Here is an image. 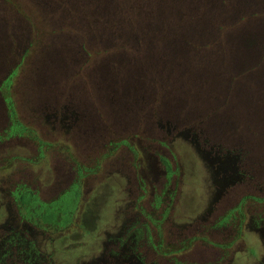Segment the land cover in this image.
<instances>
[{"label":"rangeland","instance_id":"374dc122","mask_svg":"<svg viewBox=\"0 0 264 264\" xmlns=\"http://www.w3.org/2000/svg\"><path fill=\"white\" fill-rule=\"evenodd\" d=\"M49 1L0 0V264H264V0L198 48L184 0Z\"/></svg>","mask_w":264,"mask_h":264},{"label":"trees","instance_id":"16d2710c","mask_svg":"<svg viewBox=\"0 0 264 264\" xmlns=\"http://www.w3.org/2000/svg\"><path fill=\"white\" fill-rule=\"evenodd\" d=\"M47 1V0H46ZM235 0H191V1H179L177 5L176 17L174 18V22L177 21L178 25L181 26V16H186L188 19L189 13L191 14V18L194 21V29H199L195 35H193V44L196 43L198 45L196 48L204 45H211L212 43H216L219 39V35L216 34L217 31H222L226 29V27L234 28L241 21H249L251 17H255L259 14V8L257 6H252V4H247L245 6H240L238 10L235 9V13L229 16L224 17L223 11L225 9H229V5H234ZM239 2V0H238ZM71 3L80 6L81 4H95L97 6V11L102 10H114L111 13L114 15L113 23L117 25H121L122 27L125 25V22L122 16L129 14L130 11H136L140 17L136 18L137 20H142V18H148L150 16V11L157 13L161 17V21H170L169 18L161 16L162 14H166L164 10L161 11V6H158V2L153 0H71ZM48 4H52L51 0ZM166 6V5H165ZM236 7V6H235ZM234 7V8H235ZM168 10V6H166ZM169 12V11H168ZM245 12V17L242 14ZM184 13V14H183ZM247 18V19H245ZM185 19V18H184ZM120 26V27H121ZM137 27L144 28V25L141 21L136 23ZM182 36V35H180ZM218 36V37H217ZM111 37L106 41V39H96L97 43H105L111 42ZM186 37V36H185ZM75 41V40H74ZM28 42V37L24 40L23 44ZM80 43H89L85 38H79ZM13 73L6 77L3 82L1 89L5 92L10 88V85L13 82ZM9 106L14 108L13 103L10 102ZM15 112L12 111V114ZM20 124L14 122L11 126V131L15 132L20 128ZM76 195V194H75ZM74 196L73 191H68L65 193L62 198L63 203H65L64 213L65 215L71 211V207L74 204ZM75 197V196H74ZM65 200V201H64ZM33 206L36 209H33ZM38 207V208H37ZM28 212L30 213H41V208L37 206V204H32V207L29 208Z\"/></svg>","mask_w":264,"mask_h":264},{"label":"flooded vegetation","instance_id":"af4514ba","mask_svg":"<svg viewBox=\"0 0 264 264\" xmlns=\"http://www.w3.org/2000/svg\"><path fill=\"white\" fill-rule=\"evenodd\" d=\"M29 194H30V191L26 192L25 194H23V198H24L25 196H28ZM8 220H9V218H6L5 221H3V223H4V222H5V223L8 222ZM3 226H4V225H2V222L0 221V227H3ZM4 227L6 228V226H4ZM7 227H8V226H7ZM10 239H11V238H10ZM8 244H11L9 240H6L5 238H3V239L0 240V263H1L2 258H3V257L1 256V255H2L1 248H2V246H5V245L8 246ZM28 247H29L30 250H32V246H31V245H28ZM105 254H106V253L101 252V255H100L98 258H95V259H94L95 261H94L93 263H91V264H100V261L103 259V257L105 256ZM115 256H116L117 260H118L119 257H125V258H128V257H129V256H128V257L125 256L124 254H117V255H115ZM111 257H114V255H111V254H110V258H111ZM130 258H131V257H129V259H130ZM27 262H28V263H33V259H31L30 261H27ZM106 262H107V263H112V264L115 263L114 261H110L109 259H107ZM138 262H139V261H138Z\"/></svg>","mask_w":264,"mask_h":264}]
</instances>
